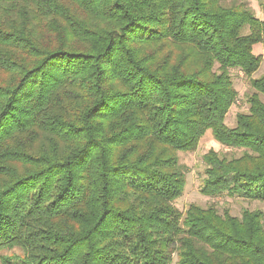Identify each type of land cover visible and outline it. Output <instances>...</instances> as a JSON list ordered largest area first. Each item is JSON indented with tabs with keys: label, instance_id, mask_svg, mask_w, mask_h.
<instances>
[{
	"label": "trees",
	"instance_id": "obj_1",
	"mask_svg": "<svg viewBox=\"0 0 264 264\" xmlns=\"http://www.w3.org/2000/svg\"><path fill=\"white\" fill-rule=\"evenodd\" d=\"M263 42L241 0H0L2 264H264L262 210L175 205L208 129L201 192L264 202V74L225 122Z\"/></svg>",
	"mask_w": 264,
	"mask_h": 264
},
{
	"label": "rangeland",
	"instance_id": "obj_2",
	"mask_svg": "<svg viewBox=\"0 0 264 264\" xmlns=\"http://www.w3.org/2000/svg\"><path fill=\"white\" fill-rule=\"evenodd\" d=\"M241 1H245L249 6H251L257 17L264 19V0L263 3H260L258 0ZM254 52L262 55L261 66L254 74L249 76L240 69H231L234 85L238 90V98L230 108L226 117L225 122L229 126L236 125L238 113L249 111L250 104L248 98L254 91L251 87V78L259 77L264 74V42L255 45ZM261 98L264 100V94H261ZM210 149H215L216 151L228 156H237L242 153V150L240 149L230 148L218 142L214 138L211 129H208L201 138L199 146L195 151L179 152L180 162L187 168V182L183 195L175 201V205L183 212H185L191 203H196L204 207L213 204L221 212L228 209L232 214L237 216H241L243 210L246 208L251 210L260 209L264 212V202L260 200L233 196L227 192L216 196H208L201 192L206 167L204 155ZM13 253H22V251L20 249L6 250L3 252V255H11ZM0 264H2L1 257Z\"/></svg>",
	"mask_w": 264,
	"mask_h": 264
}]
</instances>
